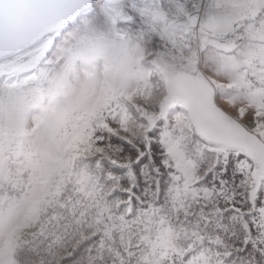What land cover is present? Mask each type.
I'll return each mask as SVG.
<instances>
[{"label":"snow or ice","instance_id":"6c2138e0","mask_svg":"<svg viewBox=\"0 0 264 264\" xmlns=\"http://www.w3.org/2000/svg\"><path fill=\"white\" fill-rule=\"evenodd\" d=\"M0 264H264V0H0Z\"/></svg>","mask_w":264,"mask_h":264}]
</instances>
